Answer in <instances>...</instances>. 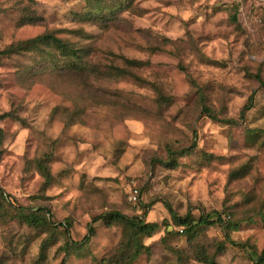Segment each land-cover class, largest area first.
Masks as SVG:
<instances>
[{
	"label": "rangeland",
	"instance_id": "374dc122",
	"mask_svg": "<svg viewBox=\"0 0 264 264\" xmlns=\"http://www.w3.org/2000/svg\"><path fill=\"white\" fill-rule=\"evenodd\" d=\"M235 5L238 26L230 20ZM86 6L87 0H0V50L53 32L90 49L101 72L126 68L124 59L144 64L127 68L131 76L82 80L65 69L45 70L68 63L46 53L2 61L0 115L12 116L0 119V187L8 212L0 215V264H99L122 239L118 224L95 222L91 242L78 250H66L58 224L70 222L71 240L81 242L93 219L111 211L159 225L145 239L150 253L134 264H179L176 249L189 246L182 235L166 236L181 229L167 205L194 222L225 220L226 229L216 223L199 239L219 264H258L264 250V86L255 76L264 80V3L133 0L104 25L79 21ZM16 68L23 71L18 78ZM200 92L219 121L201 111ZM251 97L253 106L241 119ZM57 107L83 109L81 123L67 126V114L54 112ZM193 141L197 147L178 167L161 163L169 145L180 150ZM47 156L48 185L36 167ZM13 207L44 209L57 228L27 226ZM46 239L53 244L41 261ZM184 264L201 263L186 258Z\"/></svg>",
	"mask_w": 264,
	"mask_h": 264
},
{
	"label": "trees",
	"instance_id": "16d2710c",
	"mask_svg": "<svg viewBox=\"0 0 264 264\" xmlns=\"http://www.w3.org/2000/svg\"><path fill=\"white\" fill-rule=\"evenodd\" d=\"M133 0H87L86 12L82 14H77V18L82 22L97 23V24H106L116 12H119L123 9H126ZM238 5L233 7V14L230 16V20L236 26H238ZM28 17V16H27ZM29 21H34L32 16L28 17ZM91 50L85 47H78L75 44L63 40L55 35L53 32H45L34 38L19 41L15 44H11L4 50H0V65L2 61L6 58H11L13 56L22 55L25 53L29 54L32 57H36V54L33 53H46L51 58L55 60H67L65 68L59 66L45 68V70L52 73L62 72L59 69H65L69 74L75 75L78 79L85 80L89 75H94L95 77L100 76H131V72L127 68L134 67L139 68L144 64L137 60H127L124 59L126 68L114 67L113 69H107L106 72H101L96 68V65L92 64L90 61ZM40 67V66H37ZM35 67V68H37ZM33 67L27 68V73H31ZM34 68V69H35ZM33 69V70H34ZM36 73L39 72V68L36 69ZM23 73L22 70L16 68L17 78ZM255 78L260 81L261 85L264 86V80L259 74ZM200 108L203 113H206L212 119L218 120L219 118L215 115L212 108L206 104L204 95L200 92ZM162 102H169L170 98L166 96H160ZM253 106V97L250 98L248 104L243 108L241 113V119L245 118V111L250 110ZM62 110L67 114L66 125L73 126L78 123H81L80 116L84 113L83 109L76 108L73 111H70L68 108H55L54 112ZM11 114L0 115V119H5ZM221 121V120H220ZM223 121V120H222ZM228 124H237L234 120H224ZM256 131L251 130L250 134H255ZM264 133V132H263ZM257 136V133H256ZM254 136V137H256ZM258 137V136H257ZM2 143V142H0ZM197 147L195 141L191 143L188 148L177 150L173 145L167 147V157L165 161L161 163L172 169L178 167L180 157L189 155L193 149ZM50 156L42 158L37 161V169L39 173L45 179V184H50L53 180L52 174L48 167V161ZM7 199L4 195L3 189L0 187V215H7ZM169 212L175 224L181 228L179 232L167 231L166 236H184L187 239L188 251L184 249H176L180 262L179 264H184L185 259H190L197 261L201 264H219L216 261L217 254H210L205 246L200 244L199 239L204 234V230L208 227L215 225L216 223L220 224L223 229H226V222L218 216L216 220H212L210 216H202L198 222H194L192 217L187 214L184 217H180L172 209L170 205H167ZM14 208V207H13ZM14 217L19 220L21 223L26 224L27 226L48 229L57 228L49 218L44 209H39L37 211L27 210L24 207H15L13 209ZM106 221L107 224H118L122 228V239L120 243L108 254H106L99 262V264H134V262L143 254L150 253V247L145 244V239L153 237L159 230V225L157 223L147 222L144 215L143 216H128L118 211H111L105 214H102L93 219L92 224L88 227V232L85 235L84 239L81 242H73L70 238V229L71 223L65 222L58 224V227H64V235L68 238L66 243V250L69 249H81L88 245L92 238L95 235V228L93 224L97 221ZM165 236V237H166ZM164 237V238H165ZM164 240V239H163ZM52 239H46L41 245L40 260L44 261L46 259L47 251L52 245ZM225 248L224 244L217 245V251L222 252ZM258 264H264V250L258 256L256 261Z\"/></svg>",
	"mask_w": 264,
	"mask_h": 264
},
{
	"label": "clouds",
	"instance_id": "9594fccd",
	"mask_svg": "<svg viewBox=\"0 0 264 264\" xmlns=\"http://www.w3.org/2000/svg\"><path fill=\"white\" fill-rule=\"evenodd\" d=\"M261 3H264V0H260Z\"/></svg>",
	"mask_w": 264,
	"mask_h": 264
}]
</instances>
